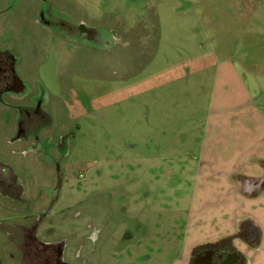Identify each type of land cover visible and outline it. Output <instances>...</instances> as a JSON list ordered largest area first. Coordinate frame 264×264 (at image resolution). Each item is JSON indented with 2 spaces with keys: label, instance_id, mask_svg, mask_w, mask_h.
I'll return each instance as SVG.
<instances>
[{
  "label": "rangeland",
  "instance_id": "obj_1",
  "mask_svg": "<svg viewBox=\"0 0 264 264\" xmlns=\"http://www.w3.org/2000/svg\"><path fill=\"white\" fill-rule=\"evenodd\" d=\"M10 4L0 0V47L15 53L26 89L69 138L58 191L50 158L11 143L1 112L0 159L14 165L25 200L57 194L39 235L60 241L65 258L172 264L193 241L232 229L237 213L264 224L262 200L229 194L239 193L237 141L264 134V0H18L16 13ZM38 10L48 23L33 22ZM29 16L27 32L11 34ZM0 238V264H16ZM234 242L245 255L254 245L264 252V232Z\"/></svg>",
  "mask_w": 264,
  "mask_h": 264
},
{
  "label": "flooded vegetation",
  "instance_id": "obj_2",
  "mask_svg": "<svg viewBox=\"0 0 264 264\" xmlns=\"http://www.w3.org/2000/svg\"><path fill=\"white\" fill-rule=\"evenodd\" d=\"M40 10L37 13V22L48 23L49 21L43 17L44 10L42 12ZM3 11L5 10H0V13ZM79 30L80 35L85 34L90 38L94 36L91 35L93 30L82 24ZM18 62L11 49L0 47V112L5 116V123L10 122L14 126L15 130L10 135L11 143L26 142L25 147L36 149L41 155L50 158V165L53 167V189L58 191L62 169L59 155L65 153L69 134L57 133L56 129H53L55 122L50 109L45 108L43 99L33 97L32 92L26 89L22 77L16 73ZM3 111L5 113H2ZM5 131L4 128H0V133ZM262 169L259 177L246 182L247 189L256 185L259 189L264 184V165ZM23 191L22 180L16 174L14 165L0 159V236L4 235L8 244L17 251L16 256L11 251L9 256L14 257L16 264H69L68 261H71L64 257L65 251L60 241H56V238L45 239L39 235L42 221L49 215L50 206L57 194L51 195L49 201L47 198L45 200L34 198L35 201H32L29 198L25 200ZM120 220L125 221L124 218ZM239 227L234 238L245 243L256 241L258 230L251 220H243ZM0 243L2 246L3 243ZM243 259L241 251L232 241L208 243L203 241L189 248L184 264H234L243 262Z\"/></svg>",
  "mask_w": 264,
  "mask_h": 264
},
{
  "label": "crops",
  "instance_id": "obj_3",
  "mask_svg": "<svg viewBox=\"0 0 264 264\" xmlns=\"http://www.w3.org/2000/svg\"><path fill=\"white\" fill-rule=\"evenodd\" d=\"M18 0H7V2L10 4V2H12V4H10L12 7H13V11L14 12H17V8L14 7V5L17 3ZM20 1V0H19ZM22 1V6L26 5L27 6H32L33 5V2L34 0H21ZM26 6V7H27ZM6 8H0V10H4ZM2 13H5L4 11ZM27 14V13H26ZM28 15V14H27ZM32 18H23L20 22L23 23V27L22 28H16L15 26H11V28L9 27V31H12L11 34H16V31L19 30V31H25L27 32V26L28 25H31L32 21H31ZM34 21L33 22H37V15L34 17L33 19ZM30 21V22H29ZM29 22V23H28ZM38 23V22H37ZM255 74V73H254ZM253 74V75H254ZM262 74V75H261ZM260 75L261 76H264V73H261ZM151 80L150 78H146V79H140L138 80V82L136 83H144V82H147ZM135 85V82L134 84H132L131 86ZM263 94H264V91H262ZM236 119V117H235ZM254 124V122H253ZM254 127H256V125H254ZM253 127V128H254ZM263 128V127H262ZM255 133L257 135H259V131H257V129H255ZM202 156V155H201ZM232 159L234 160V168L232 169V171H237L239 170V173L237 174L238 176V181L240 182L239 183V186L237 185V190L235 192H239V193H229V194H233L234 197L240 195V196H244V197H247V198H255V199H258V200H262L260 202V204L262 205V208L264 209V184H262V186L258 189L257 188V185L254 186L253 188H249L247 189L246 186V181L247 180H252L256 177H259L262 172H263V165H264V134L261 135L259 137V139L256 141V144H250L248 145V142L246 141H243V142H239L237 141L236 143V146H235V152L232 154ZM205 164H209L211 165L210 163H213L209 160H206V162H204ZM249 164H254L256 165L257 167L255 168V170L259 171L260 173L259 174H246V173H242V171H240L239 166L240 165H249ZM242 167V166H241ZM222 173V174H221ZM230 173L231 171L228 173L227 172H220V181H222V183H227V184H231V185H234L235 184V179H232L231 180V176H230ZM235 173V172H234ZM202 175V173H201ZM243 186H244V189H243ZM255 189V190H254ZM253 190V191H252ZM223 192V191H222ZM221 205H223V201H221ZM238 217H237V220H236V224L232 226V229L230 228L231 226L229 225H226L224 224L223 227H221L218 231L217 234H214L213 236L211 237H207L203 240H198V241H193L191 243V246H194L195 244H197L198 242H216V241H221L222 242H226V241H232L233 244H235L234 240L236 241V238H234L235 234L238 232V230L240 229V225L238 224V227H237V223H240L241 219L243 217H246V215L244 216H241L239 215V213H237ZM248 219V218H247ZM245 219V220H247ZM248 220H251L255 225H256V228L258 230V232L261 231L264 232V224L258 220V219H248ZM100 226H101V229H110L111 231V228L113 229V227L115 226L114 223H111L109 222L108 220H102L100 219ZM236 237V236H235ZM258 239V238H257ZM262 240V239H261ZM254 243V242H253ZM252 244V243H251ZM190 246V247H191ZM253 245L250 246V248L252 247ZM255 248H256V251L253 252L252 255H249L246 254L244 252H241L242 255H243V262H239V263H234V264H254V263H259L260 264H264V252L261 251V249L257 250V245H254ZM256 253H259V254H256ZM185 256L186 254L184 255V251L177 257H175L173 259V263L172 264H184L185 263ZM245 257H248V258H245ZM230 264V263H229ZM233 264V263H231Z\"/></svg>",
  "mask_w": 264,
  "mask_h": 264
},
{
  "label": "clouds",
  "instance_id": "obj_4",
  "mask_svg": "<svg viewBox=\"0 0 264 264\" xmlns=\"http://www.w3.org/2000/svg\"><path fill=\"white\" fill-rule=\"evenodd\" d=\"M93 239H95V237H93Z\"/></svg>",
  "mask_w": 264,
  "mask_h": 264
}]
</instances>
